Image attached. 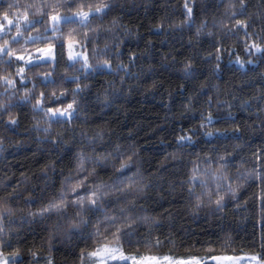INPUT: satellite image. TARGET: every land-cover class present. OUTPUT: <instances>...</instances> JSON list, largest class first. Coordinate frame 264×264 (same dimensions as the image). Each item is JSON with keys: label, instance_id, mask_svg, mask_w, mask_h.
Here are the masks:
<instances>
[{"label": "trees", "instance_id": "obj_1", "mask_svg": "<svg viewBox=\"0 0 264 264\" xmlns=\"http://www.w3.org/2000/svg\"><path fill=\"white\" fill-rule=\"evenodd\" d=\"M77 11L88 20L51 28ZM48 46L54 60L19 56ZM0 49L9 264H93L105 244L264 259V0H0Z\"/></svg>", "mask_w": 264, "mask_h": 264}, {"label": "rangeland", "instance_id": "obj_2", "mask_svg": "<svg viewBox=\"0 0 264 264\" xmlns=\"http://www.w3.org/2000/svg\"><path fill=\"white\" fill-rule=\"evenodd\" d=\"M77 12H86V11H77ZM74 12V13H77ZM74 13L71 14H61L59 16H73ZM75 18V17H73ZM20 30H22L25 26L24 23L18 22ZM56 25H51V28H54ZM20 32V31H19ZM18 37V35H15ZM51 49V52H49ZM67 52L70 60H83L87 61V53L83 51L80 47L77 46L76 42L70 41L67 43ZM20 57L29 58L27 61L35 62V61H42V60H54L56 58V50L54 46H48L44 48L35 49V51L29 52L27 54H20ZM61 110V109H60ZM55 111L52 109L50 111L51 115L52 112ZM53 116V115H52ZM61 116L59 114L55 115L54 117ZM107 249V250H106ZM115 249H119V251H113ZM95 252H99L97 256V262L93 264H110L114 261L120 262H128L130 264H264V259H262L258 254L254 253H243L239 255H230V254H222L217 255L208 259L200 258V257H191V258H175L172 256H157V255H149L144 257L139 256H130L127 255L118 245L115 244H105L99 247ZM121 253L124 256L129 257L128 260H119V259H110L111 255L119 256ZM253 256L258 257L257 260H252ZM165 257L167 259H165ZM7 259L3 256H0V264H4ZM7 264L8 261H7Z\"/></svg>", "mask_w": 264, "mask_h": 264}, {"label": "snow or ice", "instance_id": "obj_3", "mask_svg": "<svg viewBox=\"0 0 264 264\" xmlns=\"http://www.w3.org/2000/svg\"><path fill=\"white\" fill-rule=\"evenodd\" d=\"M10 7H11V5H10ZM106 7H107V5H103V6L96 7L95 8V12H97V13L102 12L104 10V8H106ZM185 7L186 8L188 7L187 4L185 5ZM188 12H189V14L191 13V8H188ZM89 15H90V12H77V13H74L73 16H71V17L70 16L54 15V16L51 17V20H52V22H53L54 25H57L61 21L65 22V23L74 22L73 17H75V18H78L81 23H83L84 21L88 20ZM3 18H4V20H7V22H8L9 25H11L13 23L12 20H9L8 19V13L7 12L3 13ZM23 19L25 21H27L28 20L27 15H25L23 17ZM237 24L239 26H241V27H246L247 26L245 24V22H243V21H237ZM16 28H17V31L19 33V24L16 25ZM255 47H256L257 51H260L261 50L259 48V46H255ZM49 52H51V49H49ZM0 53H4V49H0ZM105 63L107 64V62H105ZM70 110L74 111L72 104H69L67 106V108L64 109V110L56 109L55 111L52 112V115L55 116V115L59 114L61 116H68V117H70L72 115V111H70ZM50 111H52V110H50ZM12 122L15 123V121H12ZM180 139L181 140H184V139H187V138L186 137H181ZM81 167H82V165H81ZM127 167H128V165L127 164H124V165L121 166V169H119V171H123ZM193 179H195V177H193ZM82 183H83L82 181L80 183H77L72 190L75 191V189L76 188H79ZM231 190L232 189H230V191ZM100 198H101V190L98 187L96 190H93L90 193V195H87V196H79L78 199H77V201H75V202L76 203H83L85 200H87L89 204L96 205L97 204V201ZM223 199H224V197L223 196H220L219 199L216 200V204L218 206L221 205V202L223 201ZM59 207H60V204H53V205L50 206L51 209H58ZM48 210H50V209H45V211H48ZM116 239L117 240L119 239V235H116ZM113 251H119V249H115ZM98 254H99V252L90 253L91 256H97ZM109 258L110 259H113V260H115V259L128 260L129 259V257L124 256L122 253L119 256L111 255ZM165 259H167V258L165 257ZM251 259L258 261V257H256V256H253ZM4 264H7V261H5ZM258 264H259V262H258Z\"/></svg>", "mask_w": 264, "mask_h": 264}]
</instances>
